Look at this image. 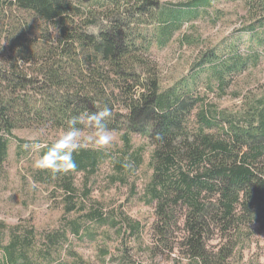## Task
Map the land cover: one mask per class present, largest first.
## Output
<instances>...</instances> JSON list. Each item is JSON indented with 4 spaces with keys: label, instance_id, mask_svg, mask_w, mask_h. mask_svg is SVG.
<instances>
[{
    "label": "trees",
    "instance_id": "trees-1",
    "mask_svg": "<svg viewBox=\"0 0 264 264\" xmlns=\"http://www.w3.org/2000/svg\"><path fill=\"white\" fill-rule=\"evenodd\" d=\"M140 1L139 16L157 23L150 35L134 31L126 18L108 19L111 10H85L89 0H0V169L15 129L67 131L73 116L107 106V127L120 133L123 144L115 169L124 168L132 133L152 147L141 200L154 208L157 239L170 250L183 249L196 264H227L253 226L264 229V94L250 93L233 110L208 104L197 91L201 74L206 88L216 82L223 90L246 65L243 57L223 59L215 51L202 54L189 75L162 87L150 46H166L184 24L183 15L196 17L199 6L191 0L162 9L157 0ZM92 2L107 8L127 0ZM97 17L105 25H96ZM81 127L90 131L86 122ZM106 156L84 146L73 154L75 170L54 175L39 169L54 179L62 216L55 228L41 232L29 222L12 225L7 241V225L0 221V264H90L74 242H93L94 226L105 219L96 208L82 212L90 191L78 192L74 174L91 177ZM132 157L141 163V155ZM214 238L217 249L211 252L207 245ZM99 252L101 264H111L109 253ZM119 260L127 263L123 255Z\"/></svg>",
    "mask_w": 264,
    "mask_h": 264
},
{
    "label": "rangeland",
    "instance_id": "rangeland-1",
    "mask_svg": "<svg viewBox=\"0 0 264 264\" xmlns=\"http://www.w3.org/2000/svg\"><path fill=\"white\" fill-rule=\"evenodd\" d=\"M189 1L157 0L156 3L158 8L174 9L184 7L181 5ZM140 4V0H127L112 7L100 8L89 0L84 7L85 10L94 7L97 13L111 10L108 19L126 18L134 31L139 28L142 34L150 35L157 23L139 16L136 6ZM193 4L199 6L196 17L192 18L191 12L187 11L181 21L184 24L174 32L166 46H150L149 53L158 66L162 87L189 75L202 54L215 51L223 59L232 54L243 57L246 65L242 72L232 76L223 90L216 88V82L211 89L206 88L202 84L206 80L205 72L201 74L197 91L206 96L208 104L218 109L233 110L250 93L264 94V0H209V4L207 0H194ZM95 21L96 25L103 26L106 20L97 17ZM89 30L95 31L96 28L93 26ZM22 67L27 68L26 65ZM110 132L113 142L103 149L106 160L96 174L88 178L80 172L74 174L78 192L82 193L84 189L90 191L84 199L86 204L82 212L96 208L107 222L94 226L96 236L93 242L87 237L83 242L75 241V249L90 264L102 263L104 258L99 248L109 253L106 260L111 264H122L119 260L122 255L126 264H196L183 254V249L175 247L170 250L157 239L154 208L141 200L142 190L151 175L148 162L152 147L148 139L132 134V150L123 157V164L130 162L133 167L115 169L114 162L122 153L123 144L120 133ZM64 133L52 128H19L8 138L7 159L0 169V221L7 225L5 241L8 239V228L19 222L33 224L38 232L58 225L63 213L60 192L55 189L53 178L39 174L34 162L40 158L43 147L51 145ZM89 134L90 131L81 132L82 136ZM28 142H38L41 148L26 151L22 146ZM85 147L96 148L93 144ZM132 155H141L139 165ZM83 182L87 187L83 186ZM129 223L135 226L131 227ZM178 234V231L175 232V236ZM217 244L218 240L214 238L207 249L215 252ZM226 263L264 264V229L253 226L245 244H239Z\"/></svg>",
    "mask_w": 264,
    "mask_h": 264
},
{
    "label": "clouds",
    "instance_id": "clouds-1",
    "mask_svg": "<svg viewBox=\"0 0 264 264\" xmlns=\"http://www.w3.org/2000/svg\"><path fill=\"white\" fill-rule=\"evenodd\" d=\"M112 116V111L105 106L102 110L86 113L83 117L73 116L68 121V130L48 147L47 151L34 162L37 169L50 170L52 174H66L75 170L77 165L73 154L87 144H93L97 150L106 149L113 142V136L107 127V120ZM86 122L90 134L82 136V127ZM23 149L39 150L38 142L25 143ZM123 167L131 169L132 163L126 162Z\"/></svg>",
    "mask_w": 264,
    "mask_h": 264
},
{
    "label": "bare ground",
    "instance_id": "bare-ground-1",
    "mask_svg": "<svg viewBox=\"0 0 264 264\" xmlns=\"http://www.w3.org/2000/svg\"><path fill=\"white\" fill-rule=\"evenodd\" d=\"M125 43H126V42H125ZM129 44H130V43H129ZM127 45H128V44H127ZM130 45H131V44H130ZM129 47H130V46H129ZM132 47H133V46H132ZM134 47H135V46H134ZM134 50H135V49H134ZM136 50H137V49H136ZM129 51H131V50L129 49ZM137 53H139V52H137ZM133 54H134V53H133ZM133 54H132V55H133ZM135 55H136V54H135ZM216 55H217V54H216ZM130 56H131V55H130ZM137 56H138V55H137ZM216 57H217V56H216ZM138 58H139V57H138ZM204 58H205V56L203 57V59H204ZM139 59H140V58H139ZM144 59H145V58H144ZM203 59H201V60H203ZM214 59H215V58H214ZM132 61H133V60H132ZM143 61H144V60H142V63H143ZM203 61H205V60H203ZM145 62H146V61H145ZM145 64H146V63H145ZM145 64L143 63V65H145ZM212 64H213V63H212ZM143 65H142V66H143ZM216 71H217V70H216ZM226 74H227V73H226ZM112 77H113V76H112ZM129 77H130V76H129ZM131 77H132V75H131ZM132 79H133V78H132ZM132 79H131V80H132ZM134 79H135V78H134ZM133 81H134V80H133ZM181 82H182V81H181ZM137 83H138V82H137ZM139 83H140V82H139ZM131 84H132V83H131ZM132 85H134V84H132ZM140 87H141V86H140ZM171 87H172V86H171ZM135 88H136V87H135ZM133 89H134V88H133ZM139 89H140V88H139ZM131 90H132V89H131ZM187 90H188V89H187ZM187 90H186V91H187ZM142 91H143V89H142ZM133 92H134V90H133ZM143 92H144V91H143ZM143 92H142V93H143ZM136 93H137V92H136ZM136 93H135V94H136ZM140 93H141V92H140ZM131 94H132V93H131ZM123 133H124V132H123ZM132 134H133V133H132ZM249 229H250V228H249ZM246 237H247V236H246Z\"/></svg>",
    "mask_w": 264,
    "mask_h": 264
}]
</instances>
